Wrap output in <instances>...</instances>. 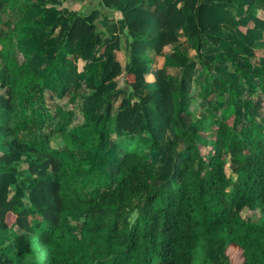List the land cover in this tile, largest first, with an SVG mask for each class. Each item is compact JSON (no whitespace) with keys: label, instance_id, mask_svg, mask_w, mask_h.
Here are the masks:
<instances>
[{"label":"trees","instance_id":"1","mask_svg":"<svg viewBox=\"0 0 264 264\" xmlns=\"http://www.w3.org/2000/svg\"><path fill=\"white\" fill-rule=\"evenodd\" d=\"M150 1L85 12L84 0H0V264H264V120L236 128L237 91L211 98L213 62L235 56L202 50L226 41L264 95V0ZM36 35L44 60L33 67L17 40ZM156 54L165 62L152 68ZM71 69L88 88L79 112L76 91L47 95L48 73L60 91L58 71ZM124 90L114 113L107 93ZM195 98L208 104L197 114ZM111 131L125 143L109 171Z\"/></svg>","mask_w":264,"mask_h":264},{"label":"rangeland","instance_id":"2","mask_svg":"<svg viewBox=\"0 0 264 264\" xmlns=\"http://www.w3.org/2000/svg\"><path fill=\"white\" fill-rule=\"evenodd\" d=\"M262 5L261 2H259V6ZM258 6V7H259ZM259 9V8H258ZM6 15V13H5ZM37 30V29H36ZM40 30V29H38ZM22 44L24 49L30 50L33 49L32 51V56H31V65L34 67L36 65L40 66L42 63V55L37 51L38 49L43 48V38L41 36L36 35L33 36L30 40L27 38L25 39H18L17 40V45ZM72 49L73 52H75V44L70 43V47H68L67 50ZM203 52L204 54L207 53H216L220 50H229L230 53H232L235 56V63H229V62H221L219 63L218 61L213 62V69L216 71L217 77L215 78V91L211 94V98L215 100V102L219 105H223L225 101L230 99V96L232 94V91H237V95L235 96V99L237 101L238 105V112L241 114V116L244 118L245 122H240L237 124L236 128L240 129L244 124L248 123L249 116H254L257 117L258 119H263L264 120V95L259 89H256V85L259 83V79L254 76L251 72V68L248 64L247 58L240 52L234 50L226 41H219L215 46L213 47H203ZM24 51V50H23ZM19 57L24 58L23 52L19 51ZM196 59L197 61V66L189 73L190 79L194 80L200 70L202 69V64L201 61L199 60L198 57H194V60ZM89 62V60H88ZM237 65L242 66V69L249 71V74H246L245 72H240L241 70L238 69ZM0 67H1V62H0ZM60 78L66 82L65 88L62 90L58 91L55 89V84H56V79H55V73H48V80L50 83V86L47 90V95H54L55 98H60L63 96L65 102L69 99L71 100V96L74 93V91L77 92V95L75 99H73V105L77 109H79V106L81 104V101L83 99V96L85 93L88 91L87 85L85 84L84 81V75L83 72L80 71H73V69L67 71V72H61L58 71ZM61 81V80H60ZM223 88L226 89L224 92V96L220 97V92ZM34 89L38 88V85L33 86ZM129 90H124V91H108L107 97L111 98L112 101L114 102V107H113V112H116V107H118L119 103L122 101L123 97L129 93ZM249 91H253L252 95V105L250 107H246V104L244 102L245 98L250 97ZM146 89L142 91V93H145ZM62 98V97H61ZM207 101L204 100L202 101L201 98H195L192 103V110L197 114L201 110L205 109L207 106ZM105 107V103L100 104L98 109L102 111ZM79 112V111H78ZM82 120L81 115H77L75 119L73 120L74 123L80 122ZM111 144L112 146L110 147V153L113 161H111L109 167H107V170H113L115 168L116 162L119 160L118 156L115 153V144L118 143H125L124 139H121L117 136V134L114 131H111ZM63 139L60 136H55L52 143L55 146H61L63 145ZM100 154L97 155H91L89 156V160L93 166L95 167V162L99 159ZM116 161V162H115ZM115 162V163H113ZM159 167L162 168V163L159 162ZM109 168V169H108ZM109 170V171H110ZM230 170V169H229ZM20 230V229H19Z\"/></svg>","mask_w":264,"mask_h":264},{"label":"crops","instance_id":"3","mask_svg":"<svg viewBox=\"0 0 264 264\" xmlns=\"http://www.w3.org/2000/svg\"><path fill=\"white\" fill-rule=\"evenodd\" d=\"M100 1L101 0H84L83 10L85 12H89V11L97 9V8L101 9V11L107 10V8L104 5L100 4ZM142 2H143V5L145 7H149L152 4L151 3L152 1H150V0H142ZM116 8H119V6H116ZM113 22L117 25V29H118V32L121 34V38L123 40H125L126 34H127V29L125 27L124 21L121 19H116V20H113ZM58 31H59V28L55 31V34H57ZM185 38H186L185 35L180 34L181 40H184ZM213 46H215V44L210 45V43H207V47H213ZM87 61H88V59H85L84 63H86ZM164 62H165V55L164 54H156L153 56L152 68L161 67L164 65ZM165 68L169 73H172V74L177 75V76H181L182 71H183V67L179 66V65H166ZM115 108L117 109L116 110V112H117L119 107L115 106Z\"/></svg>","mask_w":264,"mask_h":264}]
</instances>
